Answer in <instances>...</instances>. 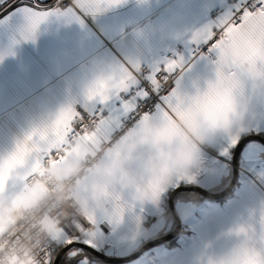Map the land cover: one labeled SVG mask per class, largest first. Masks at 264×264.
<instances>
[{
  "label": "crops",
  "instance_id": "obj_1",
  "mask_svg": "<svg viewBox=\"0 0 264 264\" xmlns=\"http://www.w3.org/2000/svg\"><path fill=\"white\" fill-rule=\"evenodd\" d=\"M10 1L0 0V10ZM49 1L21 0L0 13V158L14 151L33 128L51 123L67 107L91 111L100 106L101 118L120 125H113L111 136L126 116L114 95L101 104L98 99H88V90L100 80L112 83L125 70L136 79L133 88L139 87V66L145 64L151 70L167 61L162 57L166 52L182 59L183 73L173 82L175 88L179 80L182 94L193 95L214 78V55L211 60L191 58L195 46L191 37L221 17L210 18L208 11L220 7L225 12V0H121L99 11L81 9L77 0H70L71 7L63 10L50 6ZM26 8L67 14L49 15L25 38ZM246 94L249 104L238 127L241 130L234 132L235 144L227 136L200 144L194 152L196 162L186 172L193 177L191 182L174 181L156 200L123 190L120 217H115L110 205L106 212L95 213L96 223L87 230L91 235L74 241L85 244L90 239L92 245H85L108 257L126 258L175 228L167 207L173 189L195 185L211 194L221 193L232 177L231 156L237 142L247 134L264 137V89L253 90L249 81ZM18 187L10 180L8 194ZM173 206L181 224L179 234L119 264H208L235 241L240 227L256 234L264 231V147L254 140L244 144L234 187L225 197L212 199L195 191H180L173 197ZM103 221L110 226L106 231L100 228ZM59 264L111 263L70 246Z\"/></svg>",
  "mask_w": 264,
  "mask_h": 264
},
{
  "label": "clouds",
  "instance_id": "obj_2",
  "mask_svg": "<svg viewBox=\"0 0 264 264\" xmlns=\"http://www.w3.org/2000/svg\"><path fill=\"white\" fill-rule=\"evenodd\" d=\"M237 79L233 108L218 117L181 118L169 112V119L155 113L115 141L80 142L77 152L55 164L45 161L42 174L31 176L11 194L6 189L0 197V264H39L41 248L56 226L74 216L106 212L110 205L123 208V190H134L139 197L138 190L149 182L186 173L200 144L228 137L241 124L250 80ZM69 143H76L75 138ZM235 237L208 264H264V231L256 234L240 227Z\"/></svg>",
  "mask_w": 264,
  "mask_h": 264
},
{
  "label": "snow or ice",
  "instance_id": "obj_3",
  "mask_svg": "<svg viewBox=\"0 0 264 264\" xmlns=\"http://www.w3.org/2000/svg\"><path fill=\"white\" fill-rule=\"evenodd\" d=\"M121 0H77V6L84 10L99 11L102 6H111ZM27 20L25 38L33 35L38 26L49 15H66L61 12H46L25 9ZM216 31L219 38L216 39ZM215 40L214 43L212 41ZM191 43L197 48L210 46L208 52L214 55V78L205 82L203 90L197 88L195 94H182L177 86L161 94L165 85H168L173 76L183 73L184 65L181 58L170 59L159 65L153 66L146 76L152 93L160 94L161 102L156 107V113L169 118V112L180 116L203 115L205 118H215L234 105V90L239 80L237 77H247L252 82L253 90L258 87L264 89V0H235V2L214 23L206 25L194 33ZM179 70V71H177ZM227 70V71H226ZM158 76L160 77L158 79ZM136 79L129 71H124L122 76L112 83L100 80L88 90V99H98L101 104L108 101L112 95L119 102V109L124 116L136 113L138 102L147 100L149 89L135 87ZM122 94H128L126 97ZM153 114L143 113L139 116L137 124L149 120ZM82 117L72 107L61 109L51 123L42 127L33 128L25 135L22 141L16 144L14 151L0 161V197L8 190L11 180L14 186L21 185L28 178L42 174L44 162L55 164L64 160L68 155L78 151L80 142H93L99 138L110 141V130L119 127L118 122L111 119L100 118L91 127L84 126ZM241 129H238L240 131ZM167 130L161 135L166 134ZM75 138L76 143L70 144L69 138ZM230 143L235 144L237 135L228 136ZM193 177L187 173L177 175L168 180H154L149 182L143 191L138 190L139 198L149 197L156 200L159 194L174 181L187 180ZM123 208L117 205L114 215L118 219ZM84 219L89 224H95V213L85 214ZM58 225L57 222H53ZM79 233L91 235L85 231L80 223L73 221ZM64 236L63 243L70 245L76 237L65 236L63 226H56L51 238ZM83 243L92 245L90 239ZM94 246V245H93ZM74 255V254H73ZM39 264H49L48 260L39 261Z\"/></svg>",
  "mask_w": 264,
  "mask_h": 264
},
{
  "label": "built area",
  "instance_id": "obj_4",
  "mask_svg": "<svg viewBox=\"0 0 264 264\" xmlns=\"http://www.w3.org/2000/svg\"><path fill=\"white\" fill-rule=\"evenodd\" d=\"M13 1L14 0H11L10 2H8L0 10V13L5 11L6 9H8L11 5L19 3V1H21V0H15L14 3H13ZM234 2H235V0H225V4L228 8ZM48 4L50 6H55L59 9H62V10L68 9L71 7L70 0H50L48 2ZM223 13H224V11L222 8L213 7L208 11V17L213 18V17L222 16ZM215 38L216 39L219 38V32L218 31H216ZM214 42H215V40L212 41V43H214ZM209 46H210V44L207 46L202 45L199 48H197L196 46H192V49L190 51V57L192 58L195 56H204L207 59H210V60L213 59V54L209 53L208 49H207ZM162 57L166 60L174 59L173 52H166L162 55ZM149 71H150V69L145 64H142L139 66L138 72L136 74V78L138 80L139 87L149 89V96H148L147 100H143V101L138 102V107L136 109V113L131 114L129 116H126L123 119L121 127L111 135V140L115 141L119 137H121L123 135V133L133 123H135L139 119V116L142 115L143 113L147 112V113L153 114L156 111L157 105L160 104V102H161L160 94L152 93L150 91V85L146 79V76L149 74ZM177 71H179V70H177ZM176 77L177 76H173L172 79L170 80L169 84L165 85V88L162 89V92H161L162 95L166 94L167 91H170L173 88V82H174V79ZM159 78L160 77L158 76V79ZM134 89L135 88H133V90ZM127 95L128 94H124L125 97ZM73 109L80 114V117H82V120L78 121L77 123H82L84 126H87V127L93 126L95 124V122L98 121L102 116V109L100 106L95 107L91 111H87L80 106H73ZM73 221L80 223V225L85 229L86 232L89 229V223L84 218L75 217V216L64 222L63 228L65 229V236L71 235V236L76 237V239H77V238L83 236L84 233H79L75 229ZM60 239L63 241L64 236H61ZM57 244L58 243L56 241H54L52 238H49L48 241L41 248V251L39 254V261H43L45 259L48 260L49 255L52 253L53 250H55Z\"/></svg>",
  "mask_w": 264,
  "mask_h": 264
},
{
  "label": "water",
  "instance_id": "obj_5",
  "mask_svg": "<svg viewBox=\"0 0 264 264\" xmlns=\"http://www.w3.org/2000/svg\"><path fill=\"white\" fill-rule=\"evenodd\" d=\"M257 141L259 142L263 147H264V137L257 135V134H247L245 136H243L235 145V147L233 148L232 151V156H231V166H232V177L230 180V183L228 184V186L219 194H211L209 192H206L204 190H201L200 188H198L195 185H181L176 187L175 189H173L171 191V193L169 194L168 198H167V207L170 211V215L174 218L176 225L175 228L167 235L163 236L162 238H158L152 241H149L147 243H145L144 245H142L137 252H135L134 254L126 257V258H114V257H108L105 254L98 252L97 250H95L94 248H92L91 246L82 244V243H78V242H73L70 245H65L63 248H61V250L56 254L52 264H57L61 255L64 253L65 250H67L70 246H79L83 249H85L86 251L92 253L93 255H95L98 258L104 259L106 260L108 263L111 264H119V263H125V262H129L133 259H135L136 257H138L139 255H141L143 252H145L146 250L150 249L151 247H153L154 245H156L159 242H163V241H168L169 239L177 236L180 232L181 229V224H180V220L177 218L176 214H175V210H174V206H173V197L176 193L180 192V191H195L197 193L203 194L206 197L212 198V199H220L225 197L234 187L236 178H237V174H238V157L240 155V152L244 146L245 143L249 142V141ZM109 224L106 221L101 222L100 224V228L103 231H106V229H109Z\"/></svg>",
  "mask_w": 264,
  "mask_h": 264
},
{
  "label": "trees",
  "instance_id": "obj_6",
  "mask_svg": "<svg viewBox=\"0 0 264 264\" xmlns=\"http://www.w3.org/2000/svg\"><path fill=\"white\" fill-rule=\"evenodd\" d=\"M47 1V0H46ZM171 240H173V238H171V239H169L168 241L170 242ZM65 246V244L63 245V244H57V246H56V248H55V250H53L52 251V253H51V259H50V262L52 263L53 262V260H54V258H55V256H56V254L61 250V248H63ZM62 256H63V254L61 255V257H60V259H59V261H58V263L57 264H59V262H60V260L62 259Z\"/></svg>",
  "mask_w": 264,
  "mask_h": 264
},
{
  "label": "rangeland",
  "instance_id": "obj_7",
  "mask_svg": "<svg viewBox=\"0 0 264 264\" xmlns=\"http://www.w3.org/2000/svg\"><path fill=\"white\" fill-rule=\"evenodd\" d=\"M53 239V238H52ZM54 241H56L58 244H63L64 245V243H63V241L60 239V238H57V240L56 239H53ZM58 241H61V242H58ZM66 245V244H65ZM137 252V251H136Z\"/></svg>",
  "mask_w": 264,
  "mask_h": 264
}]
</instances>
